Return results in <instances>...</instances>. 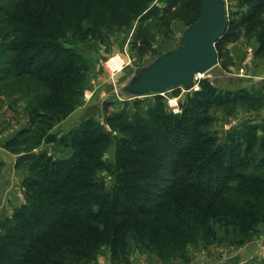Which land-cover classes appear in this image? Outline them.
<instances>
[{
  "label": "trees",
  "instance_id": "trees-1",
  "mask_svg": "<svg viewBox=\"0 0 264 264\" xmlns=\"http://www.w3.org/2000/svg\"><path fill=\"white\" fill-rule=\"evenodd\" d=\"M133 1L0 3V44L11 35L18 36L0 45V82L20 81L27 93L37 95L26 100L30 126L16 131L3 144L29 165L22 181L25 203L0 222V264H83L95 260L104 245L110 249L105 255L111 262L121 264L127 262L131 235L138 246L159 248L164 244L161 241H167L178 252L196 239L215 238L220 209L225 216L219 224L231 227L233 234L252 233L262 217L264 176L246 175L249 164L234 135L219 143L216 136L204 131L211 121L206 115L210 107L260 99L249 89L219 90L203 82L179 115L168 113L160 101L144 117L107 115L106 123L122 132V137H113L92 118L60 139L38 130L65 119L82 97L83 75L89 65L79 50L67 46L63 30L74 27L75 32L82 21L90 20L91 3L111 5L117 12L122 10L123 16L147 10L143 18H150L160 12L172 14L178 7L200 15L198 0H166L165 8L150 7L151 0H138L130 7ZM242 3L250 8L239 21L227 20L215 49L230 28L244 24L259 27V42L264 43V0ZM74 10L79 11L76 17ZM189 17L182 15L188 27L198 20ZM55 76L59 79H53ZM47 92L49 97H42ZM249 126L242 134L246 147L258 138L259 126ZM261 126L264 133V124ZM260 142L264 152V138ZM42 143L57 144L71 153L61 159L45 150L29 155L30 149ZM111 145L114 157L108 160ZM249 147L245 154L250 153ZM102 171H111L114 182L110 188L99 177Z\"/></svg>",
  "mask_w": 264,
  "mask_h": 264
},
{
  "label": "rangeland",
  "instance_id": "rangeland-1",
  "mask_svg": "<svg viewBox=\"0 0 264 264\" xmlns=\"http://www.w3.org/2000/svg\"><path fill=\"white\" fill-rule=\"evenodd\" d=\"M137 1H133L130 7H134ZM186 1L183 0L182 3ZM224 1L228 21H239L240 15L250 8V4L244 5L242 0ZM11 2L12 0H2L0 3ZM166 3V0H151L149 6L165 8ZM253 4L254 2L251 5ZM194 9L197 11V8ZM113 10V7L106 3L98 5L91 3L88 13L89 18L91 15L90 20L82 21L75 32H73L74 27L63 30L64 36L70 42L66 41L67 46H73L82 53L88 62L89 71L83 75L85 79L83 94L75 110L68 111L65 119L53 123L51 128L39 127V131L43 130L42 135L51 134L60 139L86 118H92L113 137H122L124 136L122 132L115 127L111 128L106 123L107 115L123 113L128 119L135 116L144 117L159 101L164 104L168 113L179 115L182 105L194 97L203 82H208L219 90L249 89L255 93L253 96L258 95L260 99L225 107H210L206 115L211 118V121L204 131L216 136L219 143L226 141L228 136L234 135L236 141L241 144V156L249 164L248 169L245 170L246 175L263 177L264 152L261 149L260 139L264 138L261 126L264 124V43L259 42L257 32L260 28H248L246 24L237 29L230 28L226 37L216 46L217 65L207 73L198 75L196 89L184 91L181 88H174L164 94L127 99L122 95V88L137 68L150 64L159 53L179 49L182 46L181 36L188 28L182 15L190 16L189 20L192 21L197 20L198 16L196 13L189 12L188 8L183 12L181 7L172 10V14L165 15L160 12L150 18H143L147 10L136 16L126 13L123 16L122 10L118 12L114 10L115 13L117 12L114 16ZM78 12L73 11L77 13L75 17L79 15ZM74 23H77L76 18ZM2 37L3 33L0 35V43ZM17 37L11 35L0 45ZM53 79H59V77L55 76ZM19 82L13 79L0 82V139L15 129L18 131L30 126L26 100L28 97L36 98L37 95L27 93L28 88L20 86ZM42 94L45 93L42 92ZM49 95L50 92H47L42 97L47 98ZM171 101H175L176 105L171 107ZM68 122H70L69 126L65 127V123L68 124ZM249 125L259 126L255 133L258 138H254L250 147L247 145L250 153L245 154L247 147L242 134L245 128L250 127ZM236 132L239 133L235 135ZM14 133L15 131L10 135ZM113 149L114 146L111 145L106 159H113ZM41 150H45L55 159L67 158L71 153L69 149L60 148L57 144L42 143L40 147L30 149L29 155L39 154ZM5 151L13 158L11 157L9 167L5 170L0 161V183L7 181L6 189L3 190L0 185V222L10 217L14 208L25 203L22 181L28 172L29 165L27 162L19 161V154L7 149ZM110 174L108 171H102L99 174L100 178L103 177L107 188H110L114 182ZM218 212H220V218L214 225L213 240L198 241L196 239L184 246L183 250L174 252L167 241H161L164 244H161L159 248H151L148 245L138 246L131 235L128 240L127 262L121 264H262L264 213L257 219V225L254 226L252 233L245 232V235H239L233 234L231 227L225 228L219 224L225 212L221 209ZM101 251L103 252L99 253L95 260L83 261V264H114L108 255H105L110 251L109 247L104 245Z\"/></svg>",
  "mask_w": 264,
  "mask_h": 264
},
{
  "label": "water",
  "instance_id": "water-1",
  "mask_svg": "<svg viewBox=\"0 0 264 264\" xmlns=\"http://www.w3.org/2000/svg\"><path fill=\"white\" fill-rule=\"evenodd\" d=\"M198 2L199 18L183 31L182 46L159 53L150 64L137 68L122 88V95L127 99L164 94L174 88L190 91L198 75L217 65L215 43L227 28L225 1Z\"/></svg>",
  "mask_w": 264,
  "mask_h": 264
},
{
  "label": "crops",
  "instance_id": "crops-1",
  "mask_svg": "<svg viewBox=\"0 0 264 264\" xmlns=\"http://www.w3.org/2000/svg\"><path fill=\"white\" fill-rule=\"evenodd\" d=\"M70 122L65 123V127L66 125L69 126ZM64 127V128H65ZM17 129L13 130L12 132L8 133L7 135L3 136L1 139H0V161L3 163V166H4V169L5 170L6 168L9 167V162L11 161V155H9L3 148V143L11 136L10 134H12L14 131L16 132ZM4 135V134H3ZM13 158V157H12ZM7 181L4 180V182L0 183V185L3 187L2 189H6L7 188V185H6Z\"/></svg>",
  "mask_w": 264,
  "mask_h": 264
},
{
  "label": "built area",
  "instance_id": "built-area-1",
  "mask_svg": "<svg viewBox=\"0 0 264 264\" xmlns=\"http://www.w3.org/2000/svg\"><path fill=\"white\" fill-rule=\"evenodd\" d=\"M196 84H197V83H196ZM196 84H195V86H196ZM195 86H194V88H193V89H196V88H195ZM171 104H172V105H171V107H173V106H175V105H176V104H175V101H171Z\"/></svg>",
  "mask_w": 264,
  "mask_h": 264
}]
</instances>
